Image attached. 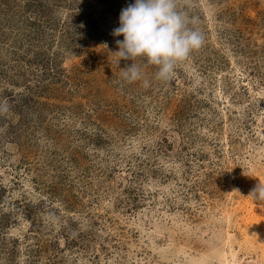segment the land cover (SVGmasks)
I'll return each mask as SVG.
<instances>
[{
	"label": "rangeland",
	"instance_id": "rangeland-1",
	"mask_svg": "<svg viewBox=\"0 0 264 264\" xmlns=\"http://www.w3.org/2000/svg\"><path fill=\"white\" fill-rule=\"evenodd\" d=\"M131 3L0 0V264H264V0H178L168 82L116 66Z\"/></svg>",
	"mask_w": 264,
	"mask_h": 264
},
{
	"label": "clouds",
	"instance_id": "clouds-1",
	"mask_svg": "<svg viewBox=\"0 0 264 264\" xmlns=\"http://www.w3.org/2000/svg\"><path fill=\"white\" fill-rule=\"evenodd\" d=\"M187 14L178 8V0H134L122 8L119 26L112 30L113 36H123L116 40L118 50L116 66L120 60L134 61L144 58L147 65L156 66V79L170 81L176 66L204 44L203 33L189 24ZM122 78L133 83L142 77L141 68L131 63L121 69ZM148 86V81H144ZM9 111V105L0 104V114ZM254 200H264V184L258 183L250 194Z\"/></svg>",
	"mask_w": 264,
	"mask_h": 264
}]
</instances>
